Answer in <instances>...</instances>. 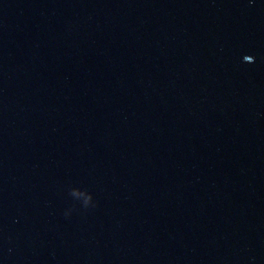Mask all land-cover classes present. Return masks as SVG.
<instances>
[{
	"label": "water",
	"instance_id": "1",
	"mask_svg": "<svg viewBox=\"0 0 264 264\" xmlns=\"http://www.w3.org/2000/svg\"><path fill=\"white\" fill-rule=\"evenodd\" d=\"M0 264H264V0H0Z\"/></svg>",
	"mask_w": 264,
	"mask_h": 264
}]
</instances>
